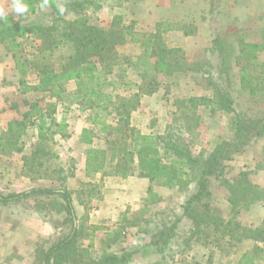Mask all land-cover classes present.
<instances>
[{"label":"rangeland","instance_id":"obj_1","mask_svg":"<svg viewBox=\"0 0 264 264\" xmlns=\"http://www.w3.org/2000/svg\"><path fill=\"white\" fill-rule=\"evenodd\" d=\"M162 1H167V6H164L162 10L165 12L164 16L160 13L163 5L161 0H96L95 4L77 15H84L89 23L103 28L113 25L127 27V41L115 48V58L111 63L106 60L105 65L108 66L107 69H112L107 79L109 83L111 82L108 84V90L117 94L114 98L115 102L125 103L126 108L137 105L136 109L131 111V126L143 133L153 134H164L171 126L172 130L175 128L176 133L181 132L185 135L194 153L200 151L208 153L217 141L233 137L230 129V115L224 111H212L206 105L192 109L186 100L190 97L213 94L208 81L209 76L216 78L218 74V56L212 52L216 37L223 41L232 55H236L238 51V40L243 39L247 42L262 40L264 0ZM8 2L11 3V0ZM168 7H174L176 10L174 15L181 17V20L168 19L169 13L166 14L169 12ZM50 12L49 8L41 10L40 5H37L36 12L27 15V21L48 23L51 19ZM159 22H171L181 26V30L164 33L163 42L168 48L179 49L176 56L180 66L182 69H188L171 71L173 68H170V71L150 72L143 77L138 75V71L131 65V62L142 53L143 47L141 43L132 40L137 35L143 37L145 34L156 32ZM19 42L16 51H21L22 54H29L36 45V40L32 36L20 38ZM12 52L13 50L0 46V62L3 63L4 70L0 84L6 87L7 82L14 83L11 84L14 86H10L3 93L7 100L3 109L0 110V125L6 129L11 120L22 118L23 113L30 109L35 116L39 112L52 113L53 108L49 104L55 103L57 106L53 114L58 120L62 118L67 120L68 131L65 137L56 135L47 139L51 144L49 147L51 154L49 159L43 158L46 161L41 168L24 165L22 160V155L30 154L33 145L38 141L34 127H30L27 134L22 137L24 147L21 151L19 143H16L12 149L11 146H7L5 150L2 145L0 149L1 191L20 192L33 187H59L63 184L62 176L72 173L73 176L66 181V186L72 191L73 201L76 200L78 224L82 227L84 234L80 241L86 246L92 239L94 256L102 248L108 249L109 244L112 245L110 250H117L121 254L130 253L131 257L127 264H146L156 261H162L165 264H238L244 252H254V243L248 240L233 242L211 230H205L199 235L192 234L193 226L184 215L183 205L195 191L194 183L182 190L153 185L154 196L152 197L155 199L160 197L161 200L147 204L149 193L133 201L132 192L129 190L134 187L131 177H138L134 173L136 170L133 171L134 175L123 178L121 173L116 172L112 162L107 175L99 174L91 178L85 176L86 146L80 142V134L83 128L91 126L89 119L91 111L73 101L75 80L64 82L62 91L64 96L55 95L48 90L38 91L34 89L36 85L34 74L29 73L21 77L8 64L12 62ZM72 53L71 44L63 46L54 52L52 61L58 67ZM207 60L213 64V68H208L205 63ZM259 60L264 62V51L259 53ZM238 72V68L234 67L229 74H224L221 80L233 94L237 102V110L253 118L263 116L264 83H257L256 92L253 95L241 94ZM192 111L196 112L199 120L191 127V130H187L186 115L190 116ZM4 141L6 143V137ZM96 144L104 146L105 140L99 138ZM52 151L56 152L57 157ZM227 165L226 178L229 180L234 181L239 177L240 172L246 171L254 184L264 186V137L251 141L244 151L235 155L227 162ZM56 166L63 170L62 173L53 171ZM146 182L150 185L149 181ZM86 183L92 185L88 186ZM116 187L118 190H123L125 202L132 201L130 207L136 206V203L140 205L139 208L136 206L137 209L131 211L128 209L129 220L121 223L123 226L127 224L126 227L136 229L132 231L131 238L127 240L125 247L119 245L123 234L118 231L112 233L108 239H98L95 246V227L98 228L96 229L98 236L103 238L106 229L110 230L121 222H119L122 219L121 216L116 221L109 217L111 221L107 222L108 213L103 215L107 216V218L104 217L105 221L101 212L97 213L104 194L107 195V191L111 189H113L112 192L116 191ZM135 188L146 189L147 186L140 184ZM89 189H95L96 193L91 196L88 193ZM211 190L212 196L207 201L216 212L226 219L230 218L233 214L232 206L228 201V188L216 181ZM77 194H80L86 202L85 208L79 207ZM114 218H117V213ZM237 218L246 226L259 227L264 223V200L255 201L248 208H241ZM135 223H138V226ZM174 223H177L176 237L164 247V251L154 253L151 247H148L151 236L156 234L163 224L170 226ZM69 225V217L63 200L59 196L49 197L44 203L25 199L18 203L0 205V264H16L13 259L21 255L24 258L21 264H39L37 252L41 248H48L69 228ZM101 226H105L106 229H102ZM205 234L210 240L208 244L203 242L206 239ZM196 237L201 240L197 241ZM218 241L219 245L216 246ZM255 264H264V259Z\"/></svg>","mask_w":264,"mask_h":264},{"label":"trees","instance_id":"obj_2","mask_svg":"<svg viewBox=\"0 0 264 264\" xmlns=\"http://www.w3.org/2000/svg\"><path fill=\"white\" fill-rule=\"evenodd\" d=\"M42 0H26L29 12L15 18L10 15L5 22H0V46L13 50L11 56L18 74L23 77L32 73L36 77L34 89L50 91L60 96L64 90L66 80H75L76 89L72 92L73 101L91 111L90 127L82 129L80 142L85 149V174L95 177L96 174L107 175L112 162L116 172L123 178L134 173L146 178L150 185L147 204L160 201L155 199L153 185L167 188L186 189L191 183L195 184V191L187 198L183 205L184 215L191 221L193 235H199L205 230L214 231L222 238L233 242L250 241L254 243L253 251L242 254L238 264H255L264 259V223L257 228H251L238 220L241 208H248L255 201L264 200V186L254 184L249 179V173L242 171L234 181L226 178L227 162L235 155L244 151L247 145L255 139L264 137V115L253 118L237 110V102L229 87L221 81L224 74L234 67L238 68V85L241 94L256 92L257 83H264V62L259 60V53L264 51V30L260 42L238 40L239 48L236 55L216 37L212 52L218 56L217 77L209 76L208 85L213 89L212 96L190 97L186 100L192 109L206 105L212 111H224L230 115L231 139H222L208 153L200 151L194 153L188 145L187 138L181 132L176 133L170 126L164 134L143 133L130 124L131 111L137 105L126 108L125 103L118 104L117 97L108 90L107 75L112 69H107L105 61L111 63L115 58V48L127 41L126 26H112L103 28L89 23L84 15V9L96 3V0H49L51 19L48 23L32 20L28 22V14L35 13L37 5ZM63 7L64 12H60ZM72 15V17L70 16ZM27 21V22H26ZM157 31L135 36L133 42L141 43L143 51L134 61L132 67L138 75L146 76L150 72L180 70V62L176 56L179 49L168 48L163 42V34L172 30H181V26L171 22H159ZM32 36L36 40L34 49L29 54L16 51L19 39ZM72 45L73 53L56 66L52 59L54 52L66 45ZM208 68H213L210 61L205 62ZM107 69V70H106ZM188 69V68H186ZM182 69V70H186ZM201 69V68H200ZM23 81V80H22ZM64 96V94H62ZM33 106V105H32ZM52 113L34 112L27 110L22 118L11 120L8 127L0 134V149L7 146L11 149L20 144V151L24 147V137L30 127H34L38 141L28 155H22L24 165H34L41 168L45 165L44 157L49 159L50 151L48 138L56 135L65 137L68 122L65 118L58 120L53 114L56 104L50 103ZM196 112L186 115L188 118L186 129L198 122ZM171 129V130H170ZM6 137V143H5ZM105 140L104 146L96 144L97 139ZM16 149V148H15ZM53 152V151H52ZM57 157L56 152H53ZM62 173L58 166L53 169ZM57 175V174H56ZM73 176H62L63 184L59 187H33L20 192H4L0 190V205L18 203L25 199H34L37 203H44L52 196H59L63 200L64 208L69 217V228L58 236L48 248H41L37 252L39 264H127L130 253L122 254L110 250L111 245L96 257L93 255L92 239L84 246L80 239L84 237L83 229L78 224V217L73 203L72 191L66 186V181ZM220 182L229 191L228 201L232 206V216L226 219L216 212L209 201L212 196V185ZM91 186V183H86ZM84 186V185H83ZM92 196L95 189H89ZM151 194V195H150ZM79 202L84 204L80 194ZM138 225V223H135ZM177 223L170 226L163 224L156 234L151 236L150 244L158 252L176 237ZM210 234V233H207ZM206 235V234H205ZM198 238V237H196ZM206 235L204 243H210ZM198 238L197 241H200ZM219 245V241L216 246ZM146 264H165L162 261Z\"/></svg>","mask_w":264,"mask_h":264},{"label":"crops","instance_id":"obj_3","mask_svg":"<svg viewBox=\"0 0 264 264\" xmlns=\"http://www.w3.org/2000/svg\"><path fill=\"white\" fill-rule=\"evenodd\" d=\"M171 1H173V0H171ZM166 3H167V1L165 2V1H162L161 0V4H163L161 6V8H160L161 9L160 10L161 11L160 12L161 13V16H164L165 15V12L162 11V10H163V7L164 6H167ZM169 6H171V5H169ZM167 11H169V12H166V14L169 13V16H172V17H169L168 15H166V16H168L167 17L168 19L175 20V21L181 20V17L178 18V17H176V15H174V14H176V10H175L174 7H168V10ZM170 14H173V15H170ZM11 58H12V56H11ZM12 63H13V65H12ZM8 64L11 65V68H13L14 71H16L15 73H18L17 69L15 68V63H14L13 58H12V62L11 63L8 62ZM8 64H7V66H8ZM3 71H4L3 70V63L0 62V79H3V74H4ZM11 84H14V83L7 82L6 83V87H3V85L0 84V110L3 109L2 107L6 103L5 100H7L6 97L3 95V93L5 91H7L10 86H14V85H11ZM4 129L5 128H3V126L0 125V134L3 132ZM15 161L17 162V159ZM84 171H85V159H84ZM96 175H99V174H96ZM85 176H86V174H85ZM89 178H91V177H89ZM131 179H133V180H131V182H133L134 187L132 189H129V190L132 192L133 201H135L138 198L144 197V195L147 196L149 185L147 184L146 181H148V180L146 178H141V177H136V176H132ZM140 184H142V185L145 184L147 186V188L146 189L135 188L136 186H140ZM112 191H113V189L107 191V193H108L107 195L104 194L103 199H102L103 202H101L100 206L98 207L97 213L101 212V215L103 217V221H105V218L104 217L107 218V216H103V215H105L106 213H108L109 216H108L107 222H110L111 221L110 220L111 218H109V217H112V220L113 221H116V219L119 220V217L120 216L122 217V219L119 220V222L121 221L120 223H118V224H116V226L110 228V230L104 228L105 226H101L102 229H106L103 238H101L100 235L98 236V234H97L98 228L95 227L94 228L95 229L94 230V233H95V238H94L95 246H96V243L98 242V239H102V240L103 239H108L111 236L112 233H115V232L118 231V233H120V234L122 233L123 234V238H121V240H119V245H120V247H122L121 245H123V247H125V245L127 243V240H129V238H131L132 231H135L134 229H136V228L126 227L127 224H125V226H123L121 223L123 221H128L129 220V217H130L129 216L130 215V211L139 208L140 205L135 202L137 208H136V206L130 207L131 204H132V201L129 198H128V200L131 201L130 203L129 202H125L123 200V199L126 198V197L124 198L123 190H118V188L116 187V191H114V192H112ZM109 192H111V193L109 194ZM75 201H73V203H74V207H76L75 209H77V206H76ZM77 203L80 205L79 207L85 208V206H84L86 204L85 201H84V204L83 203H80L79 201ZM128 209L130 210L129 212H127ZM116 213H117V218H114V217H116ZM133 226H135V225H133ZM99 229H100V227H99ZM112 229H113L114 232L112 231ZM126 230L128 232H126ZM140 235H143V234L140 233ZM148 245H149L148 247H151V250L154 253L157 252V250H156L157 248L155 246H153L151 244H148ZM103 250H104V248H102L101 251L98 252L96 256L97 257L100 256L103 253ZM122 250H125V249H122ZM113 251H117V250H113ZM10 260H11V258H10ZM13 260L16 262V264H18V262H20V264L22 262H24L23 255H21L19 257H15ZM25 261H26V259H25Z\"/></svg>","mask_w":264,"mask_h":264},{"label":"clouds","instance_id":"obj_4","mask_svg":"<svg viewBox=\"0 0 264 264\" xmlns=\"http://www.w3.org/2000/svg\"><path fill=\"white\" fill-rule=\"evenodd\" d=\"M7 5V6H5ZM49 6V0H42L40 4L41 10ZM60 12L63 13V7H60ZM29 12V7L26 3V0H11V3L8 0H0V22H5L7 18L12 15L15 18L24 16Z\"/></svg>","mask_w":264,"mask_h":264}]
</instances>
